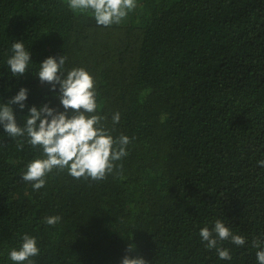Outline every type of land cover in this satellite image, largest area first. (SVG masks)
Returning a JSON list of instances; mask_svg holds the SVG:
<instances>
[{"label":"trees","instance_id":"obj_1","mask_svg":"<svg viewBox=\"0 0 264 264\" xmlns=\"http://www.w3.org/2000/svg\"><path fill=\"white\" fill-rule=\"evenodd\" d=\"M15 39L34 62L18 78L5 63ZM60 54L66 68L92 74L98 111L114 137L129 136L128 154L102 180L53 169L33 190L20 176L39 147L0 129V264H13L7 253L24 232L37 237L36 264H119L126 253L148 264H257L264 0H137L108 27L74 13L68 0H0V101L25 85L28 104L47 94L58 105L34 73L40 60ZM115 111L121 119L112 125ZM24 119L17 116L21 126ZM48 215L61 220L47 225ZM217 218L246 238L243 246L221 242L230 261L199 237Z\"/></svg>","mask_w":264,"mask_h":264},{"label":"clouds","instance_id":"obj_2","mask_svg":"<svg viewBox=\"0 0 264 264\" xmlns=\"http://www.w3.org/2000/svg\"><path fill=\"white\" fill-rule=\"evenodd\" d=\"M68 7L74 13L91 15L98 26L108 27L121 23L137 7V0H68ZM66 60L62 54L48 55L39 61L34 73L42 84L48 85L58 105L50 103L47 94L38 104H28L29 88L25 85L0 101L2 133L11 139L23 137L33 148L39 147V154L24 164L20 176L31 182L33 190L45 186L47 174L53 169L67 170L77 179L102 180L117 167L115 162L128 154L129 136L121 133L114 137L105 124L107 117L98 111L94 77L84 67L66 68ZM5 63L12 77H21L28 71L29 64L34 62L24 40L15 39L11 43ZM21 113L25 116L22 126L17 120ZM120 119L119 111L111 114L112 125ZM257 164L264 168V159L257 160ZM60 220L59 215L43 218L50 226ZM199 237L206 249H215L219 259L228 261L232 259L231 252L221 242L230 240L236 246L246 242L243 235L234 233L220 218L200 227ZM252 246L256 249L257 264H264V233L254 238ZM135 247L132 243L127 245L129 251ZM39 253L37 237L24 232L18 246L11 247L7 256L13 264H36L32 258ZM119 264H148V261L143 256L126 253Z\"/></svg>","mask_w":264,"mask_h":264}]
</instances>
